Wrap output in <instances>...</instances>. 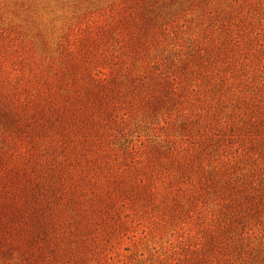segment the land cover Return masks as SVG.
Listing matches in <instances>:
<instances>
[{
  "label": "rangeland",
  "instance_id": "obj_1",
  "mask_svg": "<svg viewBox=\"0 0 264 264\" xmlns=\"http://www.w3.org/2000/svg\"><path fill=\"white\" fill-rule=\"evenodd\" d=\"M198 59L263 96L264 0H0V264L193 254L216 210L180 207L184 123L208 126L217 100ZM170 82L185 89L171 101ZM224 150L206 149L208 169ZM251 240L264 264L262 225Z\"/></svg>",
  "mask_w": 264,
  "mask_h": 264
},
{
  "label": "trees",
  "instance_id": "obj_2",
  "mask_svg": "<svg viewBox=\"0 0 264 264\" xmlns=\"http://www.w3.org/2000/svg\"><path fill=\"white\" fill-rule=\"evenodd\" d=\"M220 54L218 48L212 60ZM197 63L196 74L208 82L207 96L217 100L207 102L208 126L193 118L184 123L191 145L178 161V168L180 177H187L190 185L181 190L180 207L192 210L197 201L210 196L216 210L193 254L169 264H223L237 259L248 264L247 253L254 249L250 244L257 225L264 227V95L253 90L245 94L242 89L237 95L226 74L214 78L204 61L198 59ZM169 85L166 97L170 101L185 91L177 83ZM256 85L264 88L263 83ZM225 111L223 118L221 112ZM228 145L234 154L208 163V169L206 149L210 156L218 150L226 152ZM247 160L249 167H243Z\"/></svg>",
  "mask_w": 264,
  "mask_h": 264
}]
</instances>
